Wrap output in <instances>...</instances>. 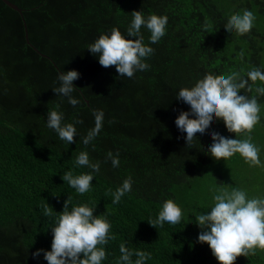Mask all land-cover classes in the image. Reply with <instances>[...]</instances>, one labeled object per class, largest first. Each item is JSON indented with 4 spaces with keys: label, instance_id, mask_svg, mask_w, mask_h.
<instances>
[{
    "label": "trees",
    "instance_id": "16d2710c",
    "mask_svg": "<svg viewBox=\"0 0 264 264\" xmlns=\"http://www.w3.org/2000/svg\"><path fill=\"white\" fill-rule=\"evenodd\" d=\"M10 1L23 9L30 44L48 57L26 43L20 14L0 0V264H48L43 252L33 254L51 250V228L69 196L70 208L88 204L111 224L116 239L103 246L101 264H119L121 243L150 253L145 264H219L209 245L198 242L202 229L195 216L211 210L215 188L239 187L249 198L264 197V167L249 166L239 154L217 161L208 153L213 131L246 138L230 133L221 119L187 146L186 133L175 120L191 109L177 96L209 72L227 75L243 69L245 78L253 67L264 72V0ZM245 9L256 17L251 32L229 33L224 26L230 15ZM133 11H142L145 18L167 16L166 34L152 44L151 33L142 26L144 43L154 49L145 60L150 68L120 77L115 66H101L88 46L113 27L134 39L127 37ZM70 70L80 73L71 93L79 100L75 107L53 91L61 86L59 73ZM249 84L264 87L260 81ZM257 100L260 122L251 136L264 164V96L257 94ZM51 109L62 113V124L74 123V143L60 140L47 127ZM94 109L104 112L103 127L84 145L95 126ZM78 119L83 123L76 124ZM81 151L88 152L91 162H100L85 194L62 179L68 171L91 172L75 164ZM109 151L119 153V167H113ZM129 176L132 190L114 204L112 193ZM168 199L181 208V221L153 227L148 221L158 218ZM44 204L52 207V216H45ZM235 264H264V251L240 256Z\"/></svg>",
    "mask_w": 264,
    "mask_h": 264
},
{
    "label": "clouds",
    "instance_id": "9594fccd",
    "mask_svg": "<svg viewBox=\"0 0 264 264\" xmlns=\"http://www.w3.org/2000/svg\"><path fill=\"white\" fill-rule=\"evenodd\" d=\"M133 17L127 28V37L118 27H113L110 33L101 34L94 43L88 46V50L98 55L99 63L105 68L115 66L121 76L132 78L136 71H144L150 68L145 62L146 58L154 54V49L144 43L141 33L142 26L151 33L150 42L158 43L166 34L167 16L150 14L145 18L142 11L131 12ZM256 17L250 10L230 15L224 26L229 33L235 31L243 36L251 32ZM207 27V26H206ZM238 58L244 59V52L238 53ZM240 71L233 70L230 74L216 75L211 72L198 80L191 88L180 89L177 100H181L190 106L191 111H181L175 123L182 133H186L187 146L192 144L197 133L204 134L210 129L215 119L223 120L227 130L236 136L245 134L244 139H232L213 131L211 139L213 143L208 153L216 159L227 160L235 154H239L249 166L264 167L260 160V149L252 142L251 133L260 122L261 106L257 100V94L264 96V87L253 89L249 84L257 81L264 83V72L253 67L246 72V77ZM80 78L77 70L63 71L59 73L60 87L53 91L60 96L68 97V102L75 107L79 100L72 98L76 88L74 81ZM255 93L251 97L244 94ZM60 105H56L59 109ZM56 109H51L47 114V127L53 129L60 140L68 144L75 142L77 129L74 123L62 124L63 115ZM95 126L90 129L83 138V144L88 145L100 133L103 127L104 112L93 110ZM193 116L195 118H190ZM76 124L83 123L76 120ZM107 157L111 159L113 167H119V153L113 156L109 151ZM75 164L87 167L89 173L74 175L68 171L62 175V179L74 188L79 194H85L91 190L93 173L100 171V162H91L87 151L79 152ZM211 174V173H209ZM132 190V178L129 176L119 186L113 195V203H119L121 197ZM213 206L208 212L196 215V223L202 229L198 236V242L207 243L213 256L219 264H235L240 256L255 255L256 250L264 251V197L249 198L246 190L239 187H227L214 189ZM71 198L65 201L62 212L56 216L55 226L51 228L53 240L51 250L39 249L33 255L39 257L44 253V259L48 264H101L106 259L104 245L108 241L115 240L110 235L111 224L104 215H94V210L88 204H80L69 207ZM45 216H52V207L49 204L43 206ZM182 210L172 199L163 202L156 220L148 221L153 227H162L165 222L175 225L181 221ZM158 228V227H157ZM121 256L119 264H145L151 258L150 253L136 250L132 251L125 243L119 246ZM137 259L133 262L131 257ZM83 257V258H81Z\"/></svg>",
    "mask_w": 264,
    "mask_h": 264
},
{
    "label": "water",
    "instance_id": "95a60500",
    "mask_svg": "<svg viewBox=\"0 0 264 264\" xmlns=\"http://www.w3.org/2000/svg\"><path fill=\"white\" fill-rule=\"evenodd\" d=\"M2 2H4L9 8L13 9L14 11H17L20 16H21V19L23 21V26H24V38H25V41L26 43L30 44L29 42V38H28V31H27V27H26V23H25V20L23 18V14H22V8L18 7L16 4L12 3L10 0H1ZM31 47L36 51L38 52L40 55L44 56V57H48L47 55L41 53L40 51H38L34 46H32V44H30ZM86 103L88 104V100L85 99Z\"/></svg>",
    "mask_w": 264,
    "mask_h": 264
},
{
    "label": "rangeland",
    "instance_id": "374dc122",
    "mask_svg": "<svg viewBox=\"0 0 264 264\" xmlns=\"http://www.w3.org/2000/svg\"><path fill=\"white\" fill-rule=\"evenodd\" d=\"M259 177H260V176H259ZM261 184H262V183L258 182V185H261ZM262 185H263V184H262ZM252 197H255V196H251V198H252Z\"/></svg>",
    "mask_w": 264,
    "mask_h": 264
}]
</instances>
